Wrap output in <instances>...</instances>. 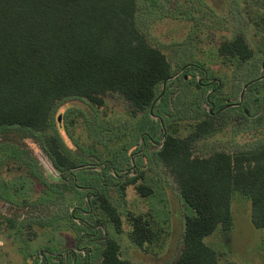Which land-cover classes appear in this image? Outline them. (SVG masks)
Returning a JSON list of instances; mask_svg holds the SVG:
<instances>
[{
	"label": "rangeland",
	"instance_id": "374dc122",
	"mask_svg": "<svg viewBox=\"0 0 264 264\" xmlns=\"http://www.w3.org/2000/svg\"><path fill=\"white\" fill-rule=\"evenodd\" d=\"M137 3L140 30L165 53L174 75L168 87H159L164 92L157 101V115L149 116L110 92L99 108L80 98L59 101L44 130L0 127V264H96L102 258L103 236L118 241L123 259L173 264L182 249L190 210L174 177L159 161V143L140 142L139 136L145 128L161 140L159 120L167 131L189 135L199 121L209 118L208 92L217 97L210 95L216 108L228 109L232 103L238 108L219 114L214 110V131L193 142L194 154L264 145V80L251 85L241 99L245 84L263 73L264 0ZM239 34L253 50L251 58L222 56L223 41ZM50 136L73 159V180L62 179L53 165L47 153ZM107 162L110 167L101 170L99 166ZM134 163L136 173L128 174ZM133 177L136 182H130ZM97 186L118 208L120 231L84 189ZM231 209L234 228L218 229L206 242L217 250L221 262L264 264V229L251 223L250 200L235 193ZM139 215L152 229L151 241L142 245L131 232L130 220ZM94 229L96 235L89 236Z\"/></svg>",
	"mask_w": 264,
	"mask_h": 264
},
{
	"label": "trees",
	"instance_id": "16d2710c",
	"mask_svg": "<svg viewBox=\"0 0 264 264\" xmlns=\"http://www.w3.org/2000/svg\"><path fill=\"white\" fill-rule=\"evenodd\" d=\"M137 8V0H0V127L44 130L59 101L80 98L99 108L110 92L149 116L157 115V101L163 94L159 87H168L173 70L165 53L140 30ZM219 53L245 61L253 50L239 34L224 40ZM210 95L216 97L208 93L209 103ZM234 108L238 107L222 106L221 113ZM207 114L209 118L199 121L185 137L167 131L162 120L158 124L162 141L157 156L190 210L182 249L173 264H236L221 262L217 250L205 241L218 229L234 228L235 193L250 200L251 223L264 229V145L233 153L194 154L193 142L214 131L212 113ZM47 153L61 176L75 169L55 136L48 138ZM99 167L110 166L107 162ZM97 188L86 187V191L120 231L118 208ZM130 221L135 242L151 241L152 229L143 216ZM119 252L118 241L106 236L96 264H136Z\"/></svg>",
	"mask_w": 264,
	"mask_h": 264
},
{
	"label": "flooded vegetation",
	"instance_id": "af4514ba",
	"mask_svg": "<svg viewBox=\"0 0 264 264\" xmlns=\"http://www.w3.org/2000/svg\"><path fill=\"white\" fill-rule=\"evenodd\" d=\"M262 71H263V73H262V75H260V76H258L257 78H255V79H251L250 81H248L245 85H247V87L245 88V90H244V93L246 92V90L247 89H249L250 88V86L251 85H254V83H256V82H260V81H263L264 80V62L262 63ZM199 83H200V81H198ZM210 91H214V89L213 90H210ZM164 92V91H163ZM208 93H211V92H208ZM207 93V94H208ZM243 93V94H244ZM212 94V93H211ZM210 103H211V111H210V113H220L223 109H221L222 108V106L221 107H219V108H216L214 105V103L212 102V101H210ZM234 104H236V103H232L231 104V106L232 107H235L234 106ZM225 106V105H224ZM226 107V106H225ZM214 110H215V112H214ZM154 135V134H153ZM151 133H149V132H143L139 137H140V142H143V141H145V142H148V143H151V145L152 146H155V144L156 143H159V149H160V147H161V141H162V138H161V136H160V138H161V140H159V141H156L157 139H156V137H154ZM159 138V139H160ZM145 144V143H144ZM159 149H157V151L159 150ZM157 151H156V154H157ZM153 152H155V151H153ZM136 156L135 155H131V160H133L134 158H135ZM89 164V163H88ZM130 169V170H129ZM136 169H138V165L137 164H131L130 165V167L129 168H127V170H126V172L128 171V174L129 173H136ZM75 171V169H73L71 172H66V171H64L63 172V174H62V176H61V178L62 179H64V180H73L74 179V172ZM75 187H77L78 188V186L76 185ZM79 187H81V186H79ZM84 189H86V188H84ZM98 232V229L97 230H93V232L92 233H90L89 234V232L87 233L89 236H94V235H96V233ZM84 235L82 234L80 237H83ZM84 237H86V236H84ZM106 236H103V238H105ZM81 248L80 247H78V250H80ZM80 251H82V249L80 250ZM77 254V251H74V254ZM86 264V263H85Z\"/></svg>",
	"mask_w": 264,
	"mask_h": 264
},
{
	"label": "water",
	"instance_id": "95a60500",
	"mask_svg": "<svg viewBox=\"0 0 264 264\" xmlns=\"http://www.w3.org/2000/svg\"><path fill=\"white\" fill-rule=\"evenodd\" d=\"M171 77H174V75H172ZM166 83V81L164 82V84ZM247 87V85H245L244 86V88H243V90H242V92H241V99H242V96H243V93H244V90H245V88ZM240 103V102H239ZM238 103V104H239ZM228 106V105H227ZM210 111H211V109H210Z\"/></svg>",
	"mask_w": 264,
	"mask_h": 264
},
{
	"label": "crops",
	"instance_id": "0c3cea01",
	"mask_svg": "<svg viewBox=\"0 0 264 264\" xmlns=\"http://www.w3.org/2000/svg\"><path fill=\"white\" fill-rule=\"evenodd\" d=\"M206 239V238H205ZM206 241V240H205Z\"/></svg>",
	"mask_w": 264,
	"mask_h": 264
}]
</instances>
